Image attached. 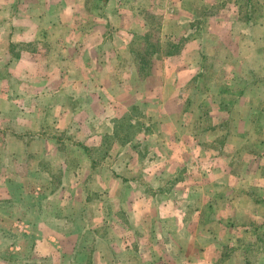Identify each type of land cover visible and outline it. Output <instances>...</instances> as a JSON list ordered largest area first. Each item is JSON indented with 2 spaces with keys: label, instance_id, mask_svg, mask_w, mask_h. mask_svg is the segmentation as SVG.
I'll return each instance as SVG.
<instances>
[{
  "label": "rangeland",
  "instance_id": "1",
  "mask_svg": "<svg viewBox=\"0 0 264 264\" xmlns=\"http://www.w3.org/2000/svg\"><path fill=\"white\" fill-rule=\"evenodd\" d=\"M0 264H264V0H0Z\"/></svg>",
  "mask_w": 264,
  "mask_h": 264
}]
</instances>
